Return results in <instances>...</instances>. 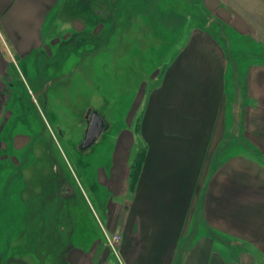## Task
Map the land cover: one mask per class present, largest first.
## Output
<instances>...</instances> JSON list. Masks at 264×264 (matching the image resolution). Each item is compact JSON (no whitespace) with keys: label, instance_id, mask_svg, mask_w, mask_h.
<instances>
[{"label":"crops","instance_id":"crops-1","mask_svg":"<svg viewBox=\"0 0 264 264\" xmlns=\"http://www.w3.org/2000/svg\"><path fill=\"white\" fill-rule=\"evenodd\" d=\"M62 1L0 0V149L17 105L15 64L37 63ZM199 4L209 25L190 28L148 91L133 160L118 138L94 166L110 194L102 219L64 224L63 264H264V0ZM91 153L77 165L85 183ZM107 232L120 235L114 248Z\"/></svg>","mask_w":264,"mask_h":264},{"label":"rangeland","instance_id":"rangeland-1","mask_svg":"<svg viewBox=\"0 0 264 264\" xmlns=\"http://www.w3.org/2000/svg\"><path fill=\"white\" fill-rule=\"evenodd\" d=\"M83 1L80 18L56 20L64 49L49 33L35 65L15 64L17 105L8 104L15 112L4 126L7 142L0 149V264H38V258L63 264L64 224L68 229L89 214L102 219L98 203L110 194L95 183L94 166L111 160L118 138L141 146L133 132L148 91L190 28L209 25L200 0H145L136 12L120 11L110 31L112 0ZM76 32H86L85 39ZM90 112L106 127L92 146L81 149ZM15 140L22 141L16 151ZM89 151L85 183L77 165Z\"/></svg>","mask_w":264,"mask_h":264},{"label":"trees","instance_id":"trees-1","mask_svg":"<svg viewBox=\"0 0 264 264\" xmlns=\"http://www.w3.org/2000/svg\"><path fill=\"white\" fill-rule=\"evenodd\" d=\"M143 1L145 0H112V7L111 12L109 14V21H110V25L108 30L111 31L112 27L114 26L115 23V18L118 16H121L122 14L119 13L120 11L122 12H136L137 11V5L139 3H143ZM144 5V4H143ZM86 11V7L84 4V1L82 0H70V1H64L61 5V9H58V12L60 11V13L56 14V19H58L59 17L63 20L66 19L67 17H69V20H72L74 18H80L81 15H83V11ZM59 15V16H58ZM63 16V17H61ZM56 23H59L56 21ZM54 24L53 26V30L52 32H50V37L52 38H62L63 35V30L59 31L57 30L58 25ZM63 32V33H62ZM54 33V35L52 34ZM86 32H76V36L78 37V39H85V34ZM73 38V37H72ZM65 44V45H64ZM66 46V40H62L59 43V47H61L62 49H64V47ZM141 161H142V152H139L137 154V156L135 157L132 166H131V171H130V175H131V185H133L137 179V171L139 170L140 166H141Z\"/></svg>","mask_w":264,"mask_h":264},{"label":"water","instance_id":"water-1","mask_svg":"<svg viewBox=\"0 0 264 264\" xmlns=\"http://www.w3.org/2000/svg\"><path fill=\"white\" fill-rule=\"evenodd\" d=\"M103 127L104 121L102 117L97 112H92L83 141L81 143V147L86 148L89 147L92 143H94L101 134Z\"/></svg>","mask_w":264,"mask_h":264},{"label":"built area","instance_id":"built-area-1","mask_svg":"<svg viewBox=\"0 0 264 264\" xmlns=\"http://www.w3.org/2000/svg\"><path fill=\"white\" fill-rule=\"evenodd\" d=\"M105 238H106L107 244L111 248H114L115 244L120 240V235L116 233L111 236L105 234Z\"/></svg>","mask_w":264,"mask_h":264},{"label":"flooded vegetation","instance_id":"flooded-vegetation-1","mask_svg":"<svg viewBox=\"0 0 264 264\" xmlns=\"http://www.w3.org/2000/svg\"><path fill=\"white\" fill-rule=\"evenodd\" d=\"M89 109H90V108H89ZM90 115H91V112H90ZM90 115H89V117H88L89 119H90ZM102 119H103V118H102ZM103 121H104V120H103ZM105 127H106V122L104 121V127H103V129H105ZM94 143H95V142H94ZM94 143H92L90 146H92ZM90 146H89V147H90ZM87 148H88V147H86V148H82V147H81V149H87Z\"/></svg>","mask_w":264,"mask_h":264}]
</instances>
